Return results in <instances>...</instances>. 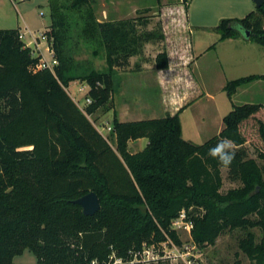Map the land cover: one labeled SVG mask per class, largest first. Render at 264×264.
I'll use <instances>...</instances> for the list:
<instances>
[{
  "label": "trees",
  "instance_id": "1",
  "mask_svg": "<svg viewBox=\"0 0 264 264\" xmlns=\"http://www.w3.org/2000/svg\"><path fill=\"white\" fill-rule=\"evenodd\" d=\"M91 3L72 0V7H89L85 31L104 47L108 69L83 77L92 100L84 110L64 80L70 67L52 3L45 34L59 61L55 71L36 69L41 56L26 45L19 29H0V264H14L26 249L39 264H112L115 251L125 256L168 236L182 244L172 223L183 210L194 221L199 248L215 245L227 231L260 228L261 242L248 231L240 248L264 264V166L247 148L254 145L264 160V105L234 104L224 118L225 129L201 145L183 137L184 108L161 118L115 119L114 149L89 115L111 108L114 70L128 68L146 43L162 42L165 36L161 23L149 28L151 19L143 14L149 10L101 22ZM217 31L221 40L242 37L264 46V4L244 18L223 19ZM156 63L159 69L169 68L165 50ZM256 80H264V74L229 81V98ZM141 138H148L147 146L131 152L129 142ZM224 138L236 150L228 178L242 184L226 194L220 192L225 167L209 156ZM91 191L102 207L87 216L75 200Z\"/></svg>",
  "mask_w": 264,
  "mask_h": 264
},
{
  "label": "crops",
  "instance_id": "2",
  "mask_svg": "<svg viewBox=\"0 0 264 264\" xmlns=\"http://www.w3.org/2000/svg\"><path fill=\"white\" fill-rule=\"evenodd\" d=\"M121 2L123 4H119L120 6L128 3L125 0ZM46 5L49 6V0H0V29H19L27 46L44 55L42 49L46 43L47 49H51L49 41L41 38L38 46L31 44V41L47 31L52 23L50 12L51 23L48 24L47 14L43 11ZM19 6L23 7L22 12ZM127 7L121 10L122 14ZM257 8L254 0H156L153 6H146L144 11H153L151 21L158 19L161 23L165 39L162 42L146 43L147 46L153 43L162 46L150 62L144 59L139 62L134 56L128 68L117 73V69L114 70V105L106 109L104 114L108 123L111 120L114 122L115 119L130 122L161 118L168 114L175 115L184 108L180 113L183 137L201 145L225 129L224 118L232 111L234 104L264 105V80L239 86L232 99L225 89L229 81L264 74V46L242 37L221 40L217 31L223 19H241ZM139 9H135L130 15L123 14L125 17L104 21L135 18L142 15L136 13ZM201 33L209 35L207 42L197 39ZM164 50L168 53L169 68L159 69L156 58ZM214 67H219L218 78L208 82L205 71ZM197 70H201V73ZM227 71H233L235 75L226 77ZM118 73L124 77L120 89L115 85V75ZM141 82L143 85L140 86ZM220 97H227L231 102L226 110H203L202 115L194 114L190 118L188 128L185 127L183 116L189 109L204 101L217 106ZM158 111L162 114L161 117H148L149 112L159 114ZM112 127L113 125L110 128ZM148 143V138L132 140L129 142V148L136 147L135 152H138Z\"/></svg>",
  "mask_w": 264,
  "mask_h": 264
},
{
  "label": "rangeland",
  "instance_id": "3",
  "mask_svg": "<svg viewBox=\"0 0 264 264\" xmlns=\"http://www.w3.org/2000/svg\"><path fill=\"white\" fill-rule=\"evenodd\" d=\"M123 1V0H122ZM124 5L121 4V0H92L91 6L94 11L97 20H115L124 15H130L139 9L136 13L142 14L146 6H153L156 0H125ZM58 14L57 24L62 31V36L65 45V56L67 62L69 63V70L65 73L64 80L68 81L67 90L80 106L81 109H86L88 103L86 102L88 85L83 80V77L90 74L93 70L106 71L108 68L106 53L104 47L100 42L94 38L90 33L86 32L87 28V18L89 13V7L83 6L81 9H74L72 7V0H49V6H44L43 11L47 14V22L50 20L49 12L51 15L52 6ZM117 4L116 6L113 4ZM123 4V3H122ZM129 4V5H128ZM19 5V4H18ZM128 6L123 14L121 10ZM20 7L22 12L23 7ZM143 7V8H142ZM50 8V9H49ZM153 11H148L146 16L151 17ZM136 14H134L135 16ZM128 17V16H127ZM90 21V20H89ZM152 24L149 28H152L158 23V19L152 20ZM51 21L48 22L50 24ZM47 32V31H44ZM32 37V36H31ZM197 39L209 40V35H203V33L197 36ZM47 42V41H46ZM161 45L153 43V45H145L143 48V54L141 56H136L139 62L142 59L150 62L153 60V56L156 55L157 51L161 49ZM44 56L52 61L51 53L47 49V43L43 46ZM33 51V50H32ZM37 55L38 51H35ZM203 68V67H202ZM219 67L209 68L205 72L208 75L207 81L210 82L211 79L215 80L218 78ZM121 69H117L115 72H120ZM201 73V70H197ZM235 72H226L225 76H234ZM123 76L121 73L115 75V85L117 89L121 88V84L124 83ZM143 85V83H139ZM146 103V102H143ZM147 104V103H146ZM145 104V105H146ZM114 105V104H113ZM231 105V102L227 97L219 98L217 106H213L211 103L206 101L197 103L193 108L183 116V123L186 128H188L190 123V118L195 114L196 116L202 115L203 110L209 109L213 112H221L226 110L227 106ZM155 109V108H154ZM106 109H101L96 113L89 115L90 120L98 128V130L107 138L109 143L114 149H117V142L112 136V131L110 127L113 125V121H107L104 117ZM159 112V111H158ZM148 117H161L162 114H153L149 112ZM145 147V146H144ZM143 147V148H144ZM249 155L258 161L259 164L264 166V160H262L251 143L247 144ZM131 152L137 150L136 147L129 148ZM139 151V150H138ZM222 176L224 179V185L220 189L221 193L226 194L230 189L242 186L240 182H233L228 178V169L222 168ZM205 211H203L204 213ZM248 231L253 232L257 236V242L260 243L263 238V232L260 228L255 227L250 230L245 229H235L227 231L222 234L216 241L215 245H209L204 248H197L196 250L190 251V257L194 258L201 264H257V260L250 258L241 248V239L247 236ZM178 235L182 240V247H180V252L173 250V248H163L160 249L159 245L155 247L148 243H144L143 249L141 251H135L133 249L129 250L125 256H119L117 251L113 253L112 258L114 261L112 264H186L184 258L181 256L183 253L184 245L190 241V236L184 228L177 230ZM116 243V244H115ZM113 246H117V242H114ZM14 264H39L36 255L29 249H26L23 254L18 255L14 258Z\"/></svg>",
  "mask_w": 264,
  "mask_h": 264
},
{
  "label": "built area",
  "instance_id": "4",
  "mask_svg": "<svg viewBox=\"0 0 264 264\" xmlns=\"http://www.w3.org/2000/svg\"><path fill=\"white\" fill-rule=\"evenodd\" d=\"M41 38L48 40L47 35L45 34V32H43V33H40L38 35L37 39H33L31 41V44L38 46V41ZM49 52L51 53L52 61H49L42 53H37V55L41 56V58H40L37 66H36V69H49L51 71H55V67H56V65L59 64V61L56 58L54 51L52 49H50ZM33 53L35 54L34 50H33ZM86 102L88 104L92 103L91 98L86 97ZM110 130H112V128H110ZM172 228L174 230H176V232H177V230L184 228L186 230V232L188 233V235L190 236V241L187 242L186 245H184V248L182 249L183 253L181 254V256L184 258L186 264H201L200 262L196 261L194 258L190 257V251L196 250L199 246L195 243V241L193 239L194 221L186 210H183L180 213L179 217L173 220ZM153 246L155 247V245H153ZM159 246H160L161 250L163 248L167 247L170 249L173 248V250H175V251H179L180 247H182L183 245L177 243L173 238L168 236L167 240L161 242L159 244Z\"/></svg>",
  "mask_w": 264,
  "mask_h": 264
},
{
  "label": "clouds",
  "instance_id": "5",
  "mask_svg": "<svg viewBox=\"0 0 264 264\" xmlns=\"http://www.w3.org/2000/svg\"><path fill=\"white\" fill-rule=\"evenodd\" d=\"M209 156L217 160L221 166L231 167L236 158L234 142L228 138L220 140L209 150Z\"/></svg>",
  "mask_w": 264,
  "mask_h": 264
},
{
  "label": "water",
  "instance_id": "6",
  "mask_svg": "<svg viewBox=\"0 0 264 264\" xmlns=\"http://www.w3.org/2000/svg\"><path fill=\"white\" fill-rule=\"evenodd\" d=\"M256 6L259 8L264 4V0H254ZM250 35V32H248ZM75 203L83 208L84 214L87 216H94L102 207L101 199L95 191H91L86 195L75 200Z\"/></svg>",
  "mask_w": 264,
  "mask_h": 264
}]
</instances>
